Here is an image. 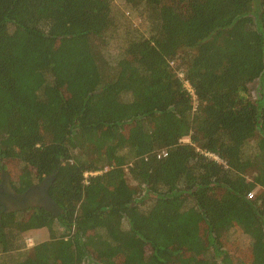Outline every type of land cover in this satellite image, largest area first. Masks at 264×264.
Masks as SVG:
<instances>
[{
	"label": "trees",
	"instance_id": "16d2710c",
	"mask_svg": "<svg viewBox=\"0 0 264 264\" xmlns=\"http://www.w3.org/2000/svg\"><path fill=\"white\" fill-rule=\"evenodd\" d=\"M123 1L111 64V0H0V185L57 209L1 217L0 256L49 234L3 264H264V0Z\"/></svg>",
	"mask_w": 264,
	"mask_h": 264
},
{
	"label": "rangeland",
	"instance_id": "374dc122",
	"mask_svg": "<svg viewBox=\"0 0 264 264\" xmlns=\"http://www.w3.org/2000/svg\"><path fill=\"white\" fill-rule=\"evenodd\" d=\"M111 10L114 12V15L117 19V25L116 30L118 31L114 33L113 36L107 35L106 46L103 50V56L107 59L108 62L111 64H115L116 60L114 57L119 54L120 48L123 46V37L125 34H135V36H143L147 37L148 34L151 32V14H148V10L145 9L144 6L140 5L138 7L129 8L125 5L123 0H111ZM149 16V18H148ZM176 64L173 65V68L177 69ZM115 67V65H114ZM181 71H177L179 74ZM259 82L256 81L253 84L249 86V91L251 98H255V95L257 94ZM187 142V141H183ZM250 147H253V142L251 144L249 143L248 146H246L245 151L248 153L250 151ZM1 183L4 181L5 186L8 188L10 186L9 180L6 176L2 175ZM30 207V206H29ZM29 207H26L25 209H29ZM50 207L51 212L57 211L55 205L47 206L46 208ZM26 216V215H25ZM57 233H61V230H56ZM49 234L46 229L37 230V231H30L24 235L21 236V251H18L12 255H2L0 256V264H3L4 262L8 260H16L18 258H21L26 253L30 252V249L34 247L35 245L48 241ZM30 240L31 243L27 244L24 241ZM23 247V248H22Z\"/></svg>",
	"mask_w": 264,
	"mask_h": 264
},
{
	"label": "flooded vegetation",
	"instance_id": "af4514ba",
	"mask_svg": "<svg viewBox=\"0 0 264 264\" xmlns=\"http://www.w3.org/2000/svg\"><path fill=\"white\" fill-rule=\"evenodd\" d=\"M51 179L47 178L37 185H33L23 193H16L6 187L4 181L0 185V220L4 214L26 210V207H40L50 211L54 205L47 196V188ZM51 212V211H50Z\"/></svg>",
	"mask_w": 264,
	"mask_h": 264
},
{
	"label": "built area",
	"instance_id": "2783aa9c",
	"mask_svg": "<svg viewBox=\"0 0 264 264\" xmlns=\"http://www.w3.org/2000/svg\"><path fill=\"white\" fill-rule=\"evenodd\" d=\"M170 66H173V64H170ZM178 76H179L180 78H182L181 73H179ZM185 86H186V88L191 92V90L189 89L188 85L185 84ZM166 157H167V152H166V151H161V152H159V153L156 155V158H157V159H164V158H166ZM98 174H101V172L94 173V174H89V175H85V177L87 178L88 176H95V175H98ZM24 242L27 243V244L31 243L30 240H26V241H24Z\"/></svg>",
	"mask_w": 264,
	"mask_h": 264
}]
</instances>
